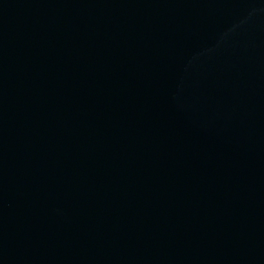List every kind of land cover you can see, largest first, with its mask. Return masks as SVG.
<instances>
[{
    "label": "water",
    "instance_id": "obj_1",
    "mask_svg": "<svg viewBox=\"0 0 264 264\" xmlns=\"http://www.w3.org/2000/svg\"><path fill=\"white\" fill-rule=\"evenodd\" d=\"M0 264H264V0H0Z\"/></svg>",
    "mask_w": 264,
    "mask_h": 264
}]
</instances>
